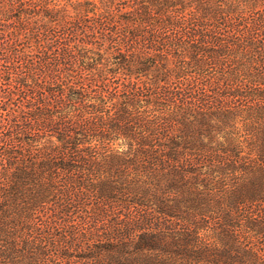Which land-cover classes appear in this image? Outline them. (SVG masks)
<instances>
[{"label": "trees", "instance_id": "obj_1", "mask_svg": "<svg viewBox=\"0 0 264 264\" xmlns=\"http://www.w3.org/2000/svg\"><path fill=\"white\" fill-rule=\"evenodd\" d=\"M0 264H264V0H0Z\"/></svg>", "mask_w": 264, "mask_h": 264}]
</instances>
